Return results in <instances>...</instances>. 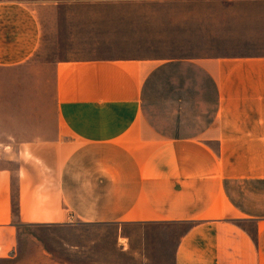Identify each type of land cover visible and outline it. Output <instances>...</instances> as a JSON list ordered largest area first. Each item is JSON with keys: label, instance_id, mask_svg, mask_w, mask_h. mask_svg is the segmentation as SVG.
<instances>
[{"label": "crops", "instance_id": "1", "mask_svg": "<svg viewBox=\"0 0 264 264\" xmlns=\"http://www.w3.org/2000/svg\"><path fill=\"white\" fill-rule=\"evenodd\" d=\"M44 26L0 0V67L30 63ZM54 84L53 118L20 120L39 135L0 143L1 233L192 224L174 264H264V52L68 58Z\"/></svg>", "mask_w": 264, "mask_h": 264}, {"label": "rangeland", "instance_id": "2", "mask_svg": "<svg viewBox=\"0 0 264 264\" xmlns=\"http://www.w3.org/2000/svg\"><path fill=\"white\" fill-rule=\"evenodd\" d=\"M21 1L40 9L44 42L30 63L0 67V143L10 135H39L35 126H20L24 117L38 118L39 108L53 118L57 61L264 52V0ZM191 225L23 226L13 240L0 232V264H174L180 236Z\"/></svg>", "mask_w": 264, "mask_h": 264}, {"label": "built area", "instance_id": "3", "mask_svg": "<svg viewBox=\"0 0 264 264\" xmlns=\"http://www.w3.org/2000/svg\"><path fill=\"white\" fill-rule=\"evenodd\" d=\"M4 252V247H3V244H2V241H1V238H0V256L1 254Z\"/></svg>", "mask_w": 264, "mask_h": 264}, {"label": "trees", "instance_id": "4", "mask_svg": "<svg viewBox=\"0 0 264 264\" xmlns=\"http://www.w3.org/2000/svg\"><path fill=\"white\" fill-rule=\"evenodd\" d=\"M63 1H68V0H63Z\"/></svg>", "mask_w": 264, "mask_h": 264}]
</instances>
